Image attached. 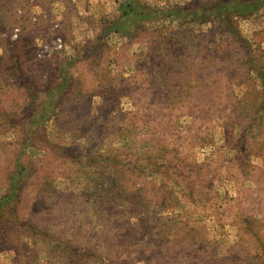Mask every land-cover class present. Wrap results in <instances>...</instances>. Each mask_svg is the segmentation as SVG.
Wrapping results in <instances>:
<instances>
[{
	"label": "rangeland",
	"instance_id": "obj_1",
	"mask_svg": "<svg viewBox=\"0 0 264 264\" xmlns=\"http://www.w3.org/2000/svg\"><path fill=\"white\" fill-rule=\"evenodd\" d=\"M125 1L0 0V264H264V0Z\"/></svg>",
	"mask_w": 264,
	"mask_h": 264
},
{
	"label": "trees",
	"instance_id": "obj_2",
	"mask_svg": "<svg viewBox=\"0 0 264 264\" xmlns=\"http://www.w3.org/2000/svg\"><path fill=\"white\" fill-rule=\"evenodd\" d=\"M145 8H146V5L142 3L140 0H126L124 4L121 5L120 15L115 19L116 21L106 29V33L109 30H114V31L127 33V34L131 33L132 30H128L126 28L127 21H130L131 17L134 21H139L143 19L144 17H148V14L145 13V10H144ZM174 12H175L174 9L168 11L165 18L173 17ZM23 170H24L23 167H19L17 172L12 177V180L9 186L10 194L12 196L16 194L17 190L22 185V178L24 176ZM10 194L3 196L2 202H4L6 199H9Z\"/></svg>",
	"mask_w": 264,
	"mask_h": 264
}]
</instances>
